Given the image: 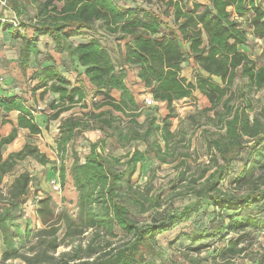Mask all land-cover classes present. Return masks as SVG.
<instances>
[{"label":"trees","instance_id":"16d2710c","mask_svg":"<svg viewBox=\"0 0 264 264\" xmlns=\"http://www.w3.org/2000/svg\"><path fill=\"white\" fill-rule=\"evenodd\" d=\"M118 1L5 0L17 26L2 21L5 17L0 9V29L21 41L18 65L23 71L32 57L41 54V37H48L53 51L65 55L79 71L80 81L71 83L54 62L39 68L31 91L57 95L58 100L50 103V120L74 108H89L59 121L54 139L58 161L30 141L4 156L2 147L15 141L19 129L32 137L41 135L42 128L21 97L0 94V129L12 127L8 134H0V264L16 259L24 264H229L247 249L241 244L251 233L264 237V107L257 109L252 97L264 88V64L257 65L241 49L247 35L238 21L251 14V34L264 39V0H123L131 3L127 8ZM155 6L163 7V13ZM169 11L172 25L163 18ZM98 30L104 32V39L123 42V49L116 47L120 65L99 37L74 42ZM190 61L194 73L187 80L181 71ZM130 70L147 89L143 95L150 94L154 100L151 107L165 103V115L152 112L139 120L142 109L126 83ZM194 92L210 103L201 113H213L207 115L206 125L215 130L204 131L209 163L197 176L188 177L189 165L181 159L179 167L184 169L177 174L181 187L174 185L165 199L181 203L172 202L171 209L159 211L160 193L153 195L150 182L141 188L132 178L148 156L165 162L171 149L185 143V135L178 138L179 131L171 129V119L176 117L174 102ZM12 112L17 114L15 122L8 117ZM193 122L197 123L194 118ZM88 130H98L104 137L90 141L81 161L75 140ZM106 138L122 148L133 146L119 156L104 155ZM69 144V176L78 193L74 215L66 208L56 211L50 194L39 195L37 178L27 170L1 186L3 178L13 175L17 163L26 158L41 165L59 162L57 173L64 185ZM243 152L247 153L244 165L230 182L234 187L223 189L234 161ZM30 200L39 227L25 213ZM203 202L212 210L209 224L185 236L196 253L209 246L204 240L217 238L221 244L213 248L212 262L208 254L188 257L186 263H156L155 258L163 257L158 237L189 222ZM151 210L154 214L147 216ZM119 233L123 237L116 244ZM60 247L69 249L56 254Z\"/></svg>","mask_w":264,"mask_h":264},{"label":"rangeland","instance_id":"374dc122","mask_svg":"<svg viewBox=\"0 0 264 264\" xmlns=\"http://www.w3.org/2000/svg\"><path fill=\"white\" fill-rule=\"evenodd\" d=\"M191 2H200L205 3L203 0H190ZM118 4L127 8L131 5L129 1H118ZM158 12L163 13V7L160 10L156 9ZM6 19L10 18L13 14L11 11L6 10L2 11ZM251 14L238 18L240 26L246 32L247 43L241 46V49L245 51L253 60H255L257 65L264 64V39L255 37L251 34L249 27V17ZM164 20H166L170 25H172V14L169 11L168 15H163ZM91 36L99 37L110 50L113 59L116 65L121 64V58L116 51V47L121 46L123 49V42H118L113 37L104 39L106 37L104 32L98 30L96 33L88 32L87 35L83 37H78L74 39L75 43L83 42L89 39ZM20 40H12L6 32H3L0 29V94L6 97L9 96H18L25 101V104L33 109L36 122L42 128L41 135H34L30 137L27 130L19 129L17 133V138L15 141L10 144L3 146L1 149L2 154L5 156L8 152L18 151L26 141L33 142L39 148V150L46 154V156L53 160L58 161L56 155V147L54 139L57 135V126L59 121L70 115L71 113L80 114L81 111H88L87 109L74 108L72 111L64 112L60 115L57 120H50L49 116L53 113V110L50 109V103L52 101H57L58 97L56 94L51 92L45 93L43 96L39 95L40 91H37L36 94H32V86L36 82V76L40 67L47 64L56 63L58 69L67 77L71 83H76L79 80L77 78V70H75L68 58L65 55H59L53 51V44L48 37H41L38 43V46L41 50V54L37 57H32L30 65L26 70H22L18 65V50ZM118 45V46H117ZM53 60V61H52ZM193 64L191 61L189 63L183 64V69L181 71V76L185 77L187 80L192 78ZM215 81L219 79L215 78ZM126 83L134 94L139 107L142 109V115L140 116V121L143 120L145 114L155 112L157 116L165 115L167 113L165 103H159L158 108L144 105V89L141 83L138 82L136 78V72L133 70L128 71L126 78ZM237 84L240 83V80H237ZM113 95L118 98V94L113 92ZM254 105L258 109L261 106L264 107V88L260 91H257L255 94H252ZM100 98H96L99 100ZM91 93L87 97V104L90 105ZM210 103L205 97H203L198 92H194L191 97L184 98L174 102V107L176 111V117L171 119L173 131H179L180 138L182 135H185V143L181 142L176 148L169 151V156L166 157L165 162H161L156 159L154 156H148L145 162L139 169V172L136 173L132 181L135 185L144 187L146 182H150L152 186V194L161 195L163 203L159 211L172 208V202L174 205H178L181 202L178 199L173 200L172 202L165 200L172 193V187H181V184L177 181V174L180 170L184 169V166L179 167L180 160L183 159L189 165V172L187 176L199 174L200 170L209 163V156L205 148L204 140V131L209 130L213 131L215 128L208 122L206 117L207 115L213 116L212 112L207 114L201 113L203 108L209 107ZM79 107V106H77ZM104 109V108H103ZM16 113L12 112L9 114V119L15 122ZM193 117L197 123L193 122ZM205 123V124H204ZM201 124V125H200ZM47 125V127H46ZM11 126H5L0 129L1 135H6L10 132ZM99 137H104L98 130H88L83 133L82 136L75 140L76 150L81 161H83V156L89 152V143L98 140ZM187 141H189V146L186 147ZM130 147L122 148L121 146L115 144L111 138L105 139L104 155H113L119 156L122 155L126 150L132 148ZM140 149H144L142 144H137ZM174 150V152H173ZM183 153H189V156L183 158ZM246 152H243L242 155L236 158L229 173V176L225 182H223V189H228L234 187L230 184L231 179L235 177L241 170L244 165V160L246 159ZM182 161V160H181ZM72 162L70 144L68 145V152L66 160L64 161L65 165V183L61 185L60 192H55L50 186V180L59 179L57 173L59 162L56 164H47L41 165L32 158H26L22 161H19L14 169L13 175L5 176L1 186L8 181H10L13 176L23 170L29 171L32 175H35L37 178V185L39 186V195L43 193H48L51 195L54 208L56 211H60L63 208H66L72 215L75 213V204L77 200L78 193L73 188L72 182L69 176V167ZM208 172L206 175H208ZM257 172H255L256 174ZM188 180H186L187 182ZM178 191H183L182 189L177 188ZM33 189H31V196L33 197ZM177 200V201H176ZM34 205L31 203V200L25 204V213L31 217L33 225L39 227L34 218ZM155 210H151L147 216L154 214ZM211 208L208 207L205 202L202 203L200 210L193 216L189 222H185L173 231L160 235L158 237V243L160 247L163 248V254L161 258H155L156 263L163 261L164 263H186L188 257L198 256L205 257L207 256L208 261L212 262L211 252L213 248L219 246L221 243L217 238H209L203 241L204 245H209L207 248L203 249L199 253L191 249L189 240L186 238V234L192 232L198 227L207 226L211 218ZM136 217L141 218L140 215L136 214ZM233 234H230V236ZM122 234L119 233L118 238L114 239L116 244H119L122 239ZM84 240V239H83ZM241 245H247V249L239 256L234 257L229 264H264V237L258 232L251 233L247 241L242 242ZM69 248L60 247L57 250L58 254L61 251L68 250ZM147 258L152 259L147 255ZM217 262H220L218 259ZM7 263L9 264H24L21 260H10ZM228 263V262H227Z\"/></svg>","mask_w":264,"mask_h":264},{"label":"built area","instance_id":"2783aa9c","mask_svg":"<svg viewBox=\"0 0 264 264\" xmlns=\"http://www.w3.org/2000/svg\"><path fill=\"white\" fill-rule=\"evenodd\" d=\"M0 9H2L3 11H6V10H9V8H7L6 6V2L5 0H0ZM12 13V12H11ZM13 14V13H12ZM2 21L4 20H8L10 23H12L14 26H17V20L15 18L14 15H12L10 18L6 19H1ZM144 104L146 106H152L155 104L154 100L152 99V97L150 96V94H145L144 95ZM50 186L51 188L53 189V191L55 192H60L61 190V185H60V182H59V179H52L50 180Z\"/></svg>","mask_w":264,"mask_h":264}]
</instances>
